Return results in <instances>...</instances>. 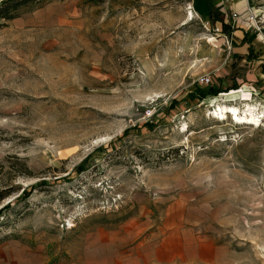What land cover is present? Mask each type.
Returning <instances> with one entry per match:
<instances>
[{
  "label": "rangeland",
  "instance_id": "obj_1",
  "mask_svg": "<svg viewBox=\"0 0 264 264\" xmlns=\"http://www.w3.org/2000/svg\"><path fill=\"white\" fill-rule=\"evenodd\" d=\"M250 1L218 9L229 32L206 0H34L0 19V264H264V92L228 76L244 42L264 60Z\"/></svg>",
  "mask_w": 264,
  "mask_h": 264
},
{
  "label": "trees",
  "instance_id": "obj_2",
  "mask_svg": "<svg viewBox=\"0 0 264 264\" xmlns=\"http://www.w3.org/2000/svg\"><path fill=\"white\" fill-rule=\"evenodd\" d=\"M32 1H34V0H2L0 3V19H7V20L11 19L13 17L12 14H13L14 10H16V8L20 4H24L26 2H32ZM36 1L43 2L45 0H36ZM207 2H208V13L206 15V17L208 19L207 21L215 22V21L219 20L221 22L222 30L224 32H229L231 29L230 25L228 23H225L224 21H222L220 11L215 7V5L212 3V1L207 0ZM258 56H259V54L255 51H253V48L251 47V45L249 46V49H247L246 53L238 54L239 60L245 58L246 60L251 61V60L257 59ZM236 88H237L236 85L234 87L227 86L224 89L209 87V89H207L206 91H203L201 88H196L194 90V92L197 93V96L199 97V99H202L203 97L206 96V94L216 95L219 92H226L230 89H236ZM45 183H46L45 179H40L39 181L32 183L29 187L22 188L20 193L17 196H15V200L27 199L31 195V193L33 192V189L35 186L45 184ZM9 193L10 192L6 189H5V191H3V190L0 191V199H3L4 197H6ZM11 201L12 200L8 201L5 205H2L0 207V214L6 208L11 206Z\"/></svg>",
  "mask_w": 264,
  "mask_h": 264
},
{
  "label": "crops",
  "instance_id": "obj_3",
  "mask_svg": "<svg viewBox=\"0 0 264 264\" xmlns=\"http://www.w3.org/2000/svg\"><path fill=\"white\" fill-rule=\"evenodd\" d=\"M210 1H212L215 7L221 10L222 12L229 10L230 12L233 13H241V11L244 10L245 7H248L251 4L250 0H210ZM206 15L207 14H205L203 17H206ZM233 32L235 33L236 36L239 37L243 36V34H241L243 32L239 29L238 30L234 29ZM228 35H231V33L230 34L228 33ZM248 47H249V42H244L243 44L237 46L236 51L239 52L240 54H244L247 52ZM252 47L254 48V46ZM260 58L261 55H259L257 59L251 61L246 60L245 58L241 59L240 62L237 61L236 62L237 66L228 75L229 78L234 77L235 80H238L249 86L255 85L256 88H259L264 92V60Z\"/></svg>",
  "mask_w": 264,
  "mask_h": 264
},
{
  "label": "bare ground",
  "instance_id": "obj_4",
  "mask_svg": "<svg viewBox=\"0 0 264 264\" xmlns=\"http://www.w3.org/2000/svg\"><path fill=\"white\" fill-rule=\"evenodd\" d=\"M190 19L193 18V13L189 12ZM227 115H230L231 119L233 120H239V121H258V115L255 113L254 107H251L248 105L246 109H243L242 111L239 110L237 106H218L217 109L214 111L215 117L218 118H226ZM255 123V122H254Z\"/></svg>",
  "mask_w": 264,
  "mask_h": 264
},
{
  "label": "built area",
  "instance_id": "obj_5",
  "mask_svg": "<svg viewBox=\"0 0 264 264\" xmlns=\"http://www.w3.org/2000/svg\"><path fill=\"white\" fill-rule=\"evenodd\" d=\"M239 14L240 13H231V14H227L226 13L225 14V17L228 18V19L234 20L235 18H238ZM249 20H250V22L251 21H254V16H251ZM226 21H227V19H226ZM216 24L213 26L212 29H213V31H214L215 34H219L221 32V30H220L219 26L216 25ZM223 37L224 38H227V40H228V35L223 34ZM211 79H212V76L210 74H205V75H202L198 79V83L201 84V85H207V84H209V82L211 81Z\"/></svg>",
  "mask_w": 264,
  "mask_h": 264
}]
</instances>
